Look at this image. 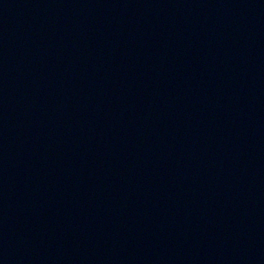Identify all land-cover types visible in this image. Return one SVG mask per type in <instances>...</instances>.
I'll use <instances>...</instances> for the list:
<instances>
[{
  "label": "water",
  "instance_id": "water-1",
  "mask_svg": "<svg viewBox=\"0 0 264 264\" xmlns=\"http://www.w3.org/2000/svg\"><path fill=\"white\" fill-rule=\"evenodd\" d=\"M0 264H264V0H0Z\"/></svg>",
  "mask_w": 264,
  "mask_h": 264
}]
</instances>
